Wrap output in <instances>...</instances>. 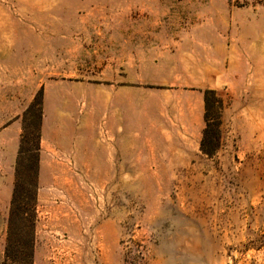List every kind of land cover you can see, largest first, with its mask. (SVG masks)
Returning <instances> with one entry per match:
<instances>
[{
	"label": "rangeland",
	"instance_id": "rangeland-1",
	"mask_svg": "<svg viewBox=\"0 0 264 264\" xmlns=\"http://www.w3.org/2000/svg\"><path fill=\"white\" fill-rule=\"evenodd\" d=\"M236 1L0 0V182L10 171L15 124L22 137L24 113L41 92L44 108L46 84L81 88L83 129L96 125L90 88L107 84L38 80L42 74L19 71L2 56L27 25L41 24L42 12L144 11L145 25L169 52L163 59L208 67L211 89L225 103L222 146L213 157L200 150L204 129L184 134L178 122L162 120L154 151L129 155L120 171L129 175H105L83 158L71 166L79 175L54 178L38 202L33 264H264V6ZM157 83L144 87L168 88ZM160 94L138 96L140 105L172 101ZM141 126H149L146 119ZM9 211L0 206V264H9Z\"/></svg>",
	"mask_w": 264,
	"mask_h": 264
},
{
	"label": "crops",
	"instance_id": "crops-1",
	"mask_svg": "<svg viewBox=\"0 0 264 264\" xmlns=\"http://www.w3.org/2000/svg\"><path fill=\"white\" fill-rule=\"evenodd\" d=\"M42 13L41 24L32 28L27 25L20 40L6 46L2 56L12 60L19 71L42 74L35 77L38 80L107 84L89 90L90 98L95 95L98 100L91 111L96 125L89 129H83L80 121L81 88L71 92L57 83L46 84L38 202L55 186L54 178L79 175L73 167H81L83 158L89 168L105 169V175H129L120 172L129 167V155L154 151V138L163 135L157 127L162 120L178 122L184 134L195 130L201 134L205 124L204 91L212 88L209 68L165 61L163 56H169V52L163 50L155 28L145 25L144 11L54 9ZM161 81L169 82L168 88L144 87ZM163 92L171 97L170 103L156 105L153 101L146 108L140 105L138 96L160 97ZM89 96L86 94L87 99ZM142 119L148 127L141 126ZM15 125L18 132L10 171L3 173L0 182V206L5 211L13 197L21 142V125ZM166 132L169 135L170 129Z\"/></svg>",
	"mask_w": 264,
	"mask_h": 264
},
{
	"label": "trees",
	"instance_id": "trees-1",
	"mask_svg": "<svg viewBox=\"0 0 264 264\" xmlns=\"http://www.w3.org/2000/svg\"><path fill=\"white\" fill-rule=\"evenodd\" d=\"M238 5L264 6V0H237ZM34 99L23 116V134L16 161L15 185L8 217L5 257L9 264H33L38 220L39 169L44 117L43 93ZM205 128L200 150L213 157L222 146V115L225 103L212 89L204 91ZM37 112L36 129L30 130V118Z\"/></svg>",
	"mask_w": 264,
	"mask_h": 264
}]
</instances>
